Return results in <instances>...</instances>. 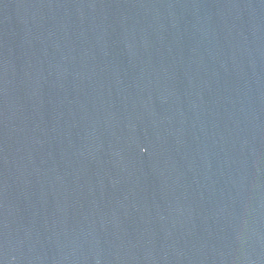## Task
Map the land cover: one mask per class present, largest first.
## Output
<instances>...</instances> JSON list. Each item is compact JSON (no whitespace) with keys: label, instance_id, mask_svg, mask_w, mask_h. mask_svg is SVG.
<instances>
[{"label":"water","instance_id":"water-1","mask_svg":"<svg viewBox=\"0 0 264 264\" xmlns=\"http://www.w3.org/2000/svg\"><path fill=\"white\" fill-rule=\"evenodd\" d=\"M0 264H264V0H0Z\"/></svg>","mask_w":264,"mask_h":264}]
</instances>
